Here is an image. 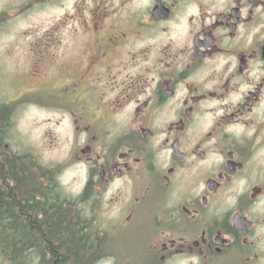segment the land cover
<instances>
[{
  "label": "flooded vegetation",
  "instance_id": "af4514ba",
  "mask_svg": "<svg viewBox=\"0 0 264 264\" xmlns=\"http://www.w3.org/2000/svg\"><path fill=\"white\" fill-rule=\"evenodd\" d=\"M9 25L22 84L70 123L59 168L83 167L101 240L147 255L130 264H264V0H0ZM27 173L0 194L26 193L33 263L64 262L50 180Z\"/></svg>",
  "mask_w": 264,
  "mask_h": 264
},
{
  "label": "trees",
  "instance_id": "16d2710c",
  "mask_svg": "<svg viewBox=\"0 0 264 264\" xmlns=\"http://www.w3.org/2000/svg\"><path fill=\"white\" fill-rule=\"evenodd\" d=\"M13 106L6 103L0 102V180L5 186L11 185V178L25 179L27 174V169L33 164V174L34 178L45 177L50 180V191L48 193V205L50 212L48 215V227L57 226L64 220L65 231L63 233L64 245V262L58 264H75L74 260L80 255L82 258V264H100L103 259H106L111 254L116 258L114 264H130L124 263L126 259L131 257H147V255L135 254L134 251H128L123 253H118L116 250L106 251L102 246L105 244V239L101 240V235L99 231L94 229L91 222L92 219L88 218L84 214L78 211L77 203L74 199H70L59 187V182L56 179V175L53 176L50 169L37 165L36 160L31 154L19 153L13 151L10 148L8 142L9 131L11 127V115ZM7 168V170H5ZM35 170V172H34ZM20 183L18 185V191L20 190ZM24 188V187H23ZM12 192V191H11ZM14 197L10 195L0 194V251L1 256L8 260L10 264H34V255L31 257V253H35L34 249L28 248L27 243L30 240L31 232L28 229L29 220L31 217L30 211L27 210L26 205L28 204L26 199V193L22 196H18V200L10 201V198ZM44 196L39 195L38 199L33 194V207L34 209L43 210L45 205ZM21 201H23L21 203ZM22 206V207H21ZM13 210H18L21 212L17 214L13 213ZM60 211L63 213V220L59 217ZM33 217L39 220L40 224L35 226H41L42 215L38 217L36 211L33 212ZM54 231H49L47 234L46 243L50 241L51 243L55 240L53 239L59 233L58 229ZM40 230V229H39ZM39 232V231H37ZM80 232L81 242L77 244V235ZM40 233V232H39ZM39 236V235H38ZM58 239V238H56ZM103 241V243H101ZM57 253V252H56ZM77 254H79L77 256ZM75 258V259H74ZM67 260V261H66Z\"/></svg>",
  "mask_w": 264,
  "mask_h": 264
},
{
  "label": "rangeland",
  "instance_id": "374dc122",
  "mask_svg": "<svg viewBox=\"0 0 264 264\" xmlns=\"http://www.w3.org/2000/svg\"><path fill=\"white\" fill-rule=\"evenodd\" d=\"M15 29V26L9 25L0 31V102L10 105L12 99L18 100V94L25 91L21 81L27 75V67L19 64L20 56L11 47L14 43L12 35ZM42 91L40 89L35 92L29 91L31 95L21 99L22 101L16 105L14 114L11 115L9 138L6 142L13 151L18 154L28 152L36 160L37 165L50 169L53 176L56 175L61 190L70 199H74L73 196L79 192L84 180L83 167L75 164L62 171L59 163L73 147L75 138L71 137L69 121L63 118L58 108L49 109L44 106ZM59 171H62L61 176ZM106 222L107 218L103 216L101 223L106 225ZM116 247L119 246L108 239L102 246L106 251L112 249L123 253V249ZM111 263L112 260L106 258L100 264Z\"/></svg>",
  "mask_w": 264,
  "mask_h": 264
}]
</instances>
